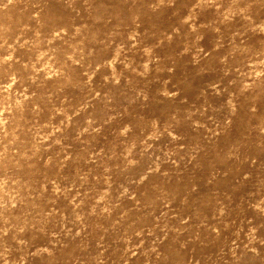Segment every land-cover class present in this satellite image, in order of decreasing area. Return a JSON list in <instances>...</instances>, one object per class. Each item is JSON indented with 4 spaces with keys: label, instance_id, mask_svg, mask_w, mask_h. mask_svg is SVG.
Segmentation results:
<instances>
[{
    "label": "rangeland",
    "instance_id": "1",
    "mask_svg": "<svg viewBox=\"0 0 264 264\" xmlns=\"http://www.w3.org/2000/svg\"><path fill=\"white\" fill-rule=\"evenodd\" d=\"M0 264H264V0H0Z\"/></svg>",
    "mask_w": 264,
    "mask_h": 264
}]
</instances>
